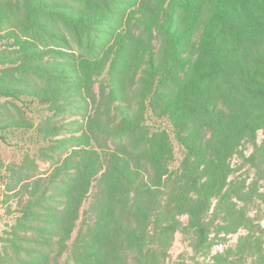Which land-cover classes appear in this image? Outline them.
Segmentation results:
<instances>
[{"label":"trees","instance_id":"trees-1","mask_svg":"<svg viewBox=\"0 0 264 264\" xmlns=\"http://www.w3.org/2000/svg\"><path fill=\"white\" fill-rule=\"evenodd\" d=\"M136 27L158 30L161 53L146 43L135 60ZM0 41L2 97L58 103L64 92L95 105L97 81L115 88L106 99L122 106L118 116L106 125L101 111L93 125L85 117L115 142L103 152L92 139L83 146L84 192L95 178L106 194L93 224L102 232L89 243L125 235L151 255L183 230L198 252L220 218L225 232L245 231L238 252L264 264V236L236 209L234 197H245L230 181L232 159L247 144L255 148L249 160L264 169V0H0ZM45 55L61 60L44 63ZM149 117L167 119L172 134ZM26 212L32 218L30 205ZM232 253L214 261L230 264Z\"/></svg>","mask_w":264,"mask_h":264},{"label":"rangeland","instance_id":"rangeland-1","mask_svg":"<svg viewBox=\"0 0 264 264\" xmlns=\"http://www.w3.org/2000/svg\"><path fill=\"white\" fill-rule=\"evenodd\" d=\"M152 9L156 11L155 7ZM136 28L135 60L143 55L142 47L146 43L161 53L164 41L158 30ZM197 40L196 35L193 43L197 44ZM126 56L132 59L130 53ZM60 60L59 56L45 55L41 61ZM121 68L127 72L125 67ZM114 89L109 80L97 81L95 105H87L77 95L71 97L64 92L58 103L0 96V264H146L147 257L156 264H216L214 259L224 258L231 249L230 264H250L251 260L236 249L245 231L225 232L219 226L220 218L212 226L208 243L198 252L193 249L194 235L183 230L162 239L151 255L144 254L136 244L129 245L125 235L113 236L112 242L102 237L98 242L89 243L88 236L102 232L101 227L98 230L93 224L103 214L98 209L106 194L101 192L95 178L88 192H84V175L80 169L83 146L85 139H92L91 146L98 151L114 147L115 142L109 135H99L92 126L99 111L105 113L102 114L104 125L111 115H119L115 109L122 106L118 103L110 106L106 99V94ZM108 107L111 113L106 114ZM87 115L93 118L89 122L91 126L85 120ZM149 118L150 124L165 125L172 134L167 119ZM263 136L259 132V143ZM254 149L252 144H247L245 156L233 157L230 181L234 183L233 191L245 197L244 201L234 197L236 209L245 208L257 232L264 236V169L249 160ZM175 152L177 165L181 157L177 144ZM28 205L32 218L26 216ZM179 219L184 226L188 224L187 215Z\"/></svg>","mask_w":264,"mask_h":264}]
</instances>
